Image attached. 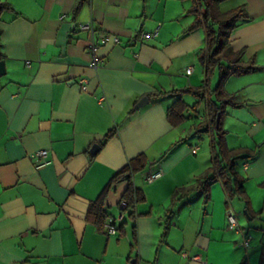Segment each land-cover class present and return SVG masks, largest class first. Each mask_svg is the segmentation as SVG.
I'll return each mask as SVG.
<instances>
[{"label": "crops", "instance_id": "obj_1", "mask_svg": "<svg viewBox=\"0 0 264 264\" xmlns=\"http://www.w3.org/2000/svg\"><path fill=\"white\" fill-rule=\"evenodd\" d=\"M0 1L11 7L0 14V264H264V0L217 6L221 13L245 9L248 19L227 43L258 68L222 87L239 104L225 106L222 129L228 149L243 151L235 169L248 208L219 180L175 197L211 167L208 110L220 104L212 93L218 68L207 73L199 60L204 28L191 29L197 0H85L78 10L77 0ZM87 22L98 41L96 69L91 35L77 28ZM157 28L156 37L139 40ZM198 88L200 98L181 96L184 121L171 126L173 91ZM94 145L99 150L90 154ZM40 150L50 162L42 167L34 157ZM140 154L147 167L132 182L144 200L129 216L120 204L126 183L111 188L104 206L122 221L107 235L87 218L88 207ZM152 172L161 176L147 183ZM228 207L252 238L248 249L227 228Z\"/></svg>", "mask_w": 264, "mask_h": 264}, {"label": "trees", "instance_id": "obj_2", "mask_svg": "<svg viewBox=\"0 0 264 264\" xmlns=\"http://www.w3.org/2000/svg\"><path fill=\"white\" fill-rule=\"evenodd\" d=\"M224 0H197V6L193 8V12L197 14V18L191 29L203 27L206 34V47L200 51L199 60L205 67L207 73L210 68H218L219 82L212 93L220 103L219 106L212 104L209 107V126L213 135L214 155L211 167L208 168L204 176L198 178L195 186H189L177 191L175 197H182L188 192L205 188L209 185L210 180L221 181L227 196L230 199L237 198L245 203L246 208L249 201L244 190L245 180L238 174L235 169V161L242 154L241 150L228 149L225 142V131L222 129V120L226 114L225 106L238 107L239 104L234 102V97L223 91L224 82L235 75H243L258 70L252 60L244 62L242 53L231 51L227 40L231 32L235 29L237 23L247 20L248 15L243 7L233 9L231 11L221 13L217 6ZM85 2V0H77L75 10ZM5 10H11L9 4L0 1V14ZM0 53V61L2 60ZM207 92V91H206ZM178 97L172 105L167 109V119L171 126L176 127L184 121V112L187 105L181 100V96L191 93L197 98L205 94L203 88L195 90H177L173 91ZM196 104L191 108L194 109ZM220 115V121L216 127V117ZM112 132L105 135V140L112 136ZM147 167V159L145 155L140 154L131 160L112 177L103 193L97 200L90 203L87 211V218L101 229L105 218L108 215L104 206V198L106 193L121 183H126V188L121 196V202L125 204L126 210H129V216H133L136 205L143 202L144 197L133 185L132 179L134 175L141 173ZM211 176V177H208ZM208 177V178H207ZM204 179V180H203ZM206 192V190L204 189ZM133 211V212H132Z\"/></svg>", "mask_w": 264, "mask_h": 264}, {"label": "built area", "instance_id": "obj_3", "mask_svg": "<svg viewBox=\"0 0 264 264\" xmlns=\"http://www.w3.org/2000/svg\"><path fill=\"white\" fill-rule=\"evenodd\" d=\"M77 28L80 31H86L89 32V34L91 35V40L89 42V44L87 45V50L90 54V66L93 69H96L99 67L100 65V60L96 55V49L98 46V41L94 38V29L92 26L91 22H87L84 24H79L77 26ZM158 33V28L155 29L153 32H149V33H140L139 34V40L144 41V40H148V39H152L154 37L157 36ZM108 40V37L106 35H102L99 38V42L100 43H105ZM115 43H118L119 40L117 38L114 39ZM28 65V63H27ZM192 72V68L188 67L185 71L186 75H190ZM79 84L81 86V89L83 91L87 90V84L88 81L87 79H80ZM192 153H195V150L192 151ZM34 157L40 158L41 161L38 165V167H42L45 166L47 164H49V160L48 158V152L46 150H40L38 152H36L34 154ZM161 176L160 172H152L149 173L145 176V181L147 183H152L153 181H155L156 179H158ZM121 204V208L122 209H126L125 208V204L123 202H120ZM225 218H226V223H227V228L231 231H234L237 234L241 235V240L238 242V245L244 249H248L250 247V243H251V236L250 235H244L237 216L235 214V212L233 211L232 208L228 207L226 210V214H225ZM122 221V215H120L118 218L116 217H111V216H107L102 224V230L107 234V235H116L117 233V223ZM183 257L188 258L189 260H193V261H198L199 257L197 256H193V257H188L186 254H183Z\"/></svg>", "mask_w": 264, "mask_h": 264}, {"label": "water", "instance_id": "obj_4", "mask_svg": "<svg viewBox=\"0 0 264 264\" xmlns=\"http://www.w3.org/2000/svg\"><path fill=\"white\" fill-rule=\"evenodd\" d=\"M5 74V65L3 61H0V75H4ZM147 100L143 99L142 101H140L138 103V105L136 107H142L144 104H146ZM219 124V114L216 117V127ZM99 150V147L97 145H94L91 149L90 154H95L97 151Z\"/></svg>", "mask_w": 264, "mask_h": 264}]
</instances>
